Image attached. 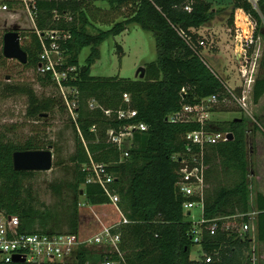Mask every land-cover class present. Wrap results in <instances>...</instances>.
Listing matches in <instances>:
<instances>
[{
  "label": "trees",
  "instance_id": "trees-1",
  "mask_svg": "<svg viewBox=\"0 0 264 264\" xmlns=\"http://www.w3.org/2000/svg\"><path fill=\"white\" fill-rule=\"evenodd\" d=\"M92 3L108 16L119 14V19L113 21L111 28L101 30L97 35L91 34L88 29L93 24ZM225 8H214L209 0H52L41 3L39 26L42 28L47 26L55 9L71 10L75 14L72 25L74 40L69 45L73 55L69 63L80 67L79 79L75 82L80 96L76 120L69 116L76 141V150L70 156V161L77 167L72 187L81 195V187L84 186L83 193L91 205L83 206L77 199L65 222L60 219L57 210L39 205L32 188L26 189L24 185L25 179L36 171L16 170L13 156L18 150L46 149L44 142L32 136L25 143L16 144L0 132V211L18 215L25 232L76 233L81 239L102 230L97 215L106 225L120 222L121 216L109 202L104 189L87 183L88 172L83 167L90 162L91 155L96 162L108 165V170L117 176L114 187L121 197V210L129 220V223H122L116 229L122 236L120 248L125 258L122 264H246V260H251L252 237L249 235L242 239L225 232L216 235L205 232L201 242L202 258H191L192 247L196 243L192 238L193 223L184 214L187 199L177 189L180 163L173 155L183 151L184 135L199 129L200 125L173 124L168 120L169 115L180 110L182 105L196 104L212 95H218L222 100L224 95L229 94L223 79L203 57L201 49L205 47L201 42L204 38L198 32L211 26ZM237 8L252 13L258 22L257 35L260 32L264 34L262 16L248 0H233L232 14ZM261 9L264 11V0ZM131 25L152 32L157 40L159 56L144 65L145 77L93 76L92 67L101 58L102 43L111 35L122 34ZM37 41L36 37L31 46L24 47L28 53V63L23 65L26 69L36 68L39 63ZM86 47L91 49L83 64L79 57ZM120 51H123L122 47ZM0 59L7 60L3 56ZM10 79L6 83L0 81V98L26 96L30 117H46L56 105H63L57 96L39 95L29 82L13 83ZM44 86L49 87L47 84ZM183 89L186 93L182 92ZM126 93L131 95V102L125 100ZM92 99L103 108L115 111L131 106L138 110V116L132 121L148 124L147 131L137 133L136 146L127 159L121 161L119 149L108 142L107 136L108 128L119 130L124 122L117 116L107 118L102 109H90ZM253 100L258 106L264 100V74L256 79ZM62 109L68 111L65 106ZM261 111L255 113V123L246 115L232 121H211V130L233 133L234 138L210 146L207 160L210 164L220 162L223 171L229 173L226 175L234 178V183H223L214 191L207 190L205 205L207 219L256 211V240L264 242V191L259 189L253 198L248 149L250 132L254 134L256 144L257 140L260 143L261 148L257 145L258 149L264 148V107ZM94 126L96 131H93ZM63 187L62 183H57L52 189L61 195ZM85 211L94 221L87 234H83L82 212ZM110 211L117 215V219H112ZM204 254L212 255V261L207 262ZM106 256L121 259L117 253H104V249L94 252L82 248L71 261L43 264H97Z\"/></svg>",
  "mask_w": 264,
  "mask_h": 264
},
{
  "label": "built area",
  "instance_id": "built-area-1",
  "mask_svg": "<svg viewBox=\"0 0 264 264\" xmlns=\"http://www.w3.org/2000/svg\"><path fill=\"white\" fill-rule=\"evenodd\" d=\"M81 1L90 2L92 0ZM248 1L252 8L262 15L261 3L263 0ZM43 2H52V0H0V56L6 58L4 47L5 36L8 32H19L20 44L23 49L26 46H31L34 38L37 37L40 49L39 63L36 68L26 69L34 74L28 82L33 84L36 91V87L46 89L45 84L55 88L63 105L76 120L80 91L75 82L79 79L80 67L69 63L73 55L69 45L74 40L72 25L75 21V14L71 10L55 9L48 19L47 26L42 28L39 26V19ZM187 8L191 10L190 7ZM262 19L264 30V16ZM235 24V47L233 50L231 48V51L242 62L240 78L243 96H235L234 89L232 90L228 85L226 87L236 97L241 108L247 114H251L250 108L254 103L253 91L257 79V63L264 44V34L260 32L257 35L258 22L252 13L244 8L236 9ZM205 43V39L202 40L201 44L205 45ZM182 92L186 93V89H183ZM124 98L127 102H131V95L128 93L124 94ZM219 100L218 95H212L196 104L182 105L180 110L171 113L168 117L170 123L173 124L197 123L200 125L199 129L184 135L183 151L173 155L174 159L180 163L177 170V189L187 199L184 203V214L190 219H195V222H191L193 223L192 238L196 243L203 241L205 232L210 235L225 232L242 239H246L250 235L253 240L257 232L256 211L219 215L212 219L206 217L205 198L209 187L207 151L212 145L230 140V132L210 129L212 115ZM89 105L92 110L102 109L107 118L117 116L120 121L124 122L119 130L114 127L108 128V142L119 149L121 161L131 156L132 149L136 146L137 133L149 129L145 122L132 121L138 116V110L131 106L128 109L117 111L105 109L95 99H92ZM96 130L97 127L94 126L93 131ZM90 157V162L83 167L88 172L87 183L100 185L104 189L109 202L120 214L121 221L113 225H106L97 215L103 223L102 230L87 239H81L76 233L25 232L18 215L0 211V263L15 262L17 257L25 259L27 263L35 264L67 262L73 260L82 248L104 249V253L111 255L117 253L121 256L119 260L106 256L100 264H122L125 262L120 248L122 236L116 229L122 223H129V220L121 210V197L114 187L117 176L108 170V165L98 163L91 155ZM195 208L200 209L198 221L192 215ZM189 211H191L190 215H188ZM204 256L207 262L213 259L212 255L204 254Z\"/></svg>",
  "mask_w": 264,
  "mask_h": 264
},
{
  "label": "rangeland",
  "instance_id": "rangeland-1",
  "mask_svg": "<svg viewBox=\"0 0 264 264\" xmlns=\"http://www.w3.org/2000/svg\"><path fill=\"white\" fill-rule=\"evenodd\" d=\"M212 2L221 4L226 8L220 17L216 18L214 23L209 26L210 28L203 31L206 43L203 45L205 48L201 49V53L209 66L223 79L225 86L228 85L232 90L234 89L233 92L235 96H243V86L240 78L242 62L233 54V51H231V48L233 50L235 47L236 28V10L234 14H232L231 9L233 0H212ZM105 4L106 3H103V5ZM91 5H93L91 16L93 24L88 26L91 34L97 35L101 30L111 28L113 21L119 19V14L113 13L108 16L104 11L97 10L94 6L96 5L95 3ZM262 15L264 16V11ZM222 46H225V48H222ZM120 47L123 48V51H120ZM90 49V47H86L80 54L79 60L81 63L84 64ZM100 49L101 58L98 59L92 67V75L96 77L121 76L124 78L136 79L139 78L137 77L138 69L147 63L155 61L159 56L155 35L137 25H131L128 30L120 35H111L107 37ZM263 59L264 44L257 63V77L260 74H264ZM33 76V72L26 70L20 62L0 59L1 82L6 83L9 81L10 77L13 83L22 81L28 82ZM36 88L39 95L57 96L59 101L62 102L55 88ZM228 93L229 94L224 95V98L219 100L216 104L219 112H225L218 114V116L214 114L213 116L215 119L217 116V121H232L246 115L252 123H255L254 115L257 110L261 111L264 107V100L261 101L259 106L252 103L250 108L251 114H247L237 102L236 97L229 91ZM27 104L28 98L26 96L18 95L11 98H0V132L5 133L7 139L16 144H23L29 137L35 136L42 139L46 146L45 148L53 146V169L49 171H36L35 174L25 179L24 185L26 189L32 188L34 198L39 205L57 210L60 219L65 222L71 214L73 203L77 199L81 205L91 204L85 192L83 193L84 186L81 187V195H78L72 187L76 180L77 167L70 161V156L76 150L75 132L69 117L71 115L69 111L62 109L65 105H56L50 112L51 114H48L46 117H30L27 113ZM262 114L264 116V113ZM253 135V133H250V138L248 140L250 168L252 170V194L257 191V185H264V148L263 150L258 149L257 145L260 147V143L257 140L256 144ZM262 139L264 141V137ZM262 151L263 154L261 155ZM212 182L215 183L216 188L218 187L217 184L220 186L223 185L222 183L226 185L233 184L234 178L228 176L219 182L216 180V175H213ZM57 183H62L64 185L61 195L56 194L52 189L53 184L56 185ZM212 189H214V186H210L208 190L211 191ZM111 213L112 219H117V215L113 214V211H110V214ZM87 215V211L82 212V220L84 222L83 234H87L88 228L94 223L93 219ZM192 215L198 221L200 209H193ZM187 220L195 222L194 218L190 219L187 217ZM108 221L110 222L111 220ZM101 225H103L102 222ZM254 247L255 252L252 253L250 257L251 260L248 259L245 263L264 264V243L256 240L252 245V248ZM92 251L96 252L97 249H92ZM202 256L203 250L201 243H195L192 247L191 258L199 260ZM97 264L100 263L98 262Z\"/></svg>",
  "mask_w": 264,
  "mask_h": 264
},
{
  "label": "water",
  "instance_id": "water-1",
  "mask_svg": "<svg viewBox=\"0 0 264 264\" xmlns=\"http://www.w3.org/2000/svg\"><path fill=\"white\" fill-rule=\"evenodd\" d=\"M5 57L13 59L21 64L28 63V53L21 47L20 34L16 31H10L5 36ZM146 68L142 66L137 71V77L144 78ZM230 140L234 138V134L230 133ZM14 166L16 170L25 171H49L53 169L54 153L52 146L46 149L37 150H18L13 156ZM191 211L188 212V215ZM15 262H25V259L20 257L15 258Z\"/></svg>",
  "mask_w": 264,
  "mask_h": 264
},
{
  "label": "crops",
  "instance_id": "crops-1",
  "mask_svg": "<svg viewBox=\"0 0 264 264\" xmlns=\"http://www.w3.org/2000/svg\"><path fill=\"white\" fill-rule=\"evenodd\" d=\"M209 1H212V0H209ZM215 2H213V4H214ZM219 6H222L221 4H214V8H218ZM208 28H210V27H204V28H201L198 32L201 34V35H203V31L204 30H206V29H208ZM203 38H204V36H203ZM222 48H225V46H222ZM224 50V49H223ZM223 112H225V111H221V112H219V110H217V108L215 109V112L213 113V115L214 114H217V116H218V114H220V113H223ZM212 115V121H215V122H217V120H218V117L216 116V119H215V117ZM251 133V132H250ZM208 164H209V169H208V173H207V182H208V186L210 187V186H214V189H213V191L215 190V183H213L212 182V179H213V175H216V180L217 181H221V180H223L225 177H228L227 175L229 174H227V172H224L223 171V168H222V166L220 165V162L218 163V164H210L209 162H208ZM227 174V175H226ZM258 180V179H257ZM261 180H263V179H261ZM221 184V183H220ZM223 184V183H222ZM225 184V183H224ZM217 186H219V184H217ZM258 187H257V191L259 190V189H262V191H264V185H257ZM209 187H208V189H209ZM207 189V190H208ZM257 191L254 193V194H252V196H253V198H255V195H256V193H257ZM253 240V239H252ZM256 241V237H255V239L252 241V245H253V243ZM261 243H264V242H261ZM203 250V249H202ZM255 252V247L253 248V253Z\"/></svg>",
  "mask_w": 264,
  "mask_h": 264
}]
</instances>
